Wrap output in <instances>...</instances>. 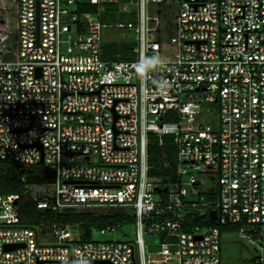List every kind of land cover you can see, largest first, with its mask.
<instances>
[{"label": "built area", "instance_id": "built-area-1", "mask_svg": "<svg viewBox=\"0 0 264 264\" xmlns=\"http://www.w3.org/2000/svg\"><path fill=\"white\" fill-rule=\"evenodd\" d=\"M175 1L17 0L16 54L0 58V163L53 170L31 187L39 208L130 209L136 237L83 241L67 226L41 242L19 195L0 194V264H222L226 224L264 262L250 230L264 224V0H177V50L164 59L149 5ZM109 4L135 18L103 20ZM114 28L134 31L133 59L105 56ZM203 101L217 126L200 120ZM150 133L174 137L172 181L150 173Z\"/></svg>", "mask_w": 264, "mask_h": 264}, {"label": "trees", "instance_id": "trees-1", "mask_svg": "<svg viewBox=\"0 0 264 264\" xmlns=\"http://www.w3.org/2000/svg\"><path fill=\"white\" fill-rule=\"evenodd\" d=\"M106 5L103 20L112 19L118 13V6ZM14 7L17 10V0H14ZM89 9L96 11L97 5L89 6ZM111 12V13H110ZM123 15V14H122ZM16 20V17H15ZM15 39L12 49H3L0 45V53L6 51L0 58L11 59L16 54L18 46V26L16 21ZM1 43V41H0ZM134 43L119 41L113 38L105 40L104 54L115 59L130 60L134 58L132 46ZM6 47V46H5ZM149 155L152 164L151 174L161 176L167 181H172L176 175L177 165V146L172 135L160 137L158 134L149 135ZM55 180L53 170L44 165L23 166L11 161L0 163V194H18L17 210L20 215L21 223L25 226L35 227L39 233V240L45 243L58 241V233L64 227L72 226L79 232L81 240H94V232L103 228L116 227L120 229L124 225H133L135 218L126 211L118 208H69L62 211L42 209L37 206L31 191V187L36 184L45 185ZM39 198H42L40 195ZM213 225L217 222L208 220ZM257 225L251 228V232L257 237L261 236V227ZM238 225L226 224L220 226L221 236L225 232H237ZM252 264H264L260 261L259 253L251 259Z\"/></svg>", "mask_w": 264, "mask_h": 264}, {"label": "rangeland", "instance_id": "rangeland-1", "mask_svg": "<svg viewBox=\"0 0 264 264\" xmlns=\"http://www.w3.org/2000/svg\"><path fill=\"white\" fill-rule=\"evenodd\" d=\"M214 1V0H205ZM131 7L124 10L122 13L115 14L112 18L113 22L119 20L126 21L127 19H134V15L130 14ZM149 12L152 15L159 14L161 17V26L159 35H155L162 45V57L164 59L174 58L177 50L175 43L171 41V36L175 32L177 15H178V1L167 5H159L151 3L149 5ZM123 14V15H122ZM16 9L14 7V0H0V45H4L3 49L11 50L13 41L15 39L16 29ZM113 38L119 41H127L135 43V33L133 30H127L123 28H114L112 32L106 34L105 39ZM6 46V47H5ZM6 51L0 53V57L5 54ZM203 108H211V112L205 111L201 116L200 120L203 123L212 124L217 126L218 123V112L214 110L216 107L215 103L203 101ZM214 182L210 181L208 185H212ZM83 208V207H79ZM92 209V208H86ZM126 212H131L130 209H124ZM70 238L77 236V230L75 228H69L67 230ZM136 237V229L134 225H124L120 229L115 231L107 232L106 234H100L94 232V239L96 240H134ZM157 236H151V240H155ZM260 239L264 240V224L261 227ZM149 249H151L149 247ZM258 255V251L252 243L246 238H242L238 232H225L222 234V245H221V258L222 264H252L251 259ZM154 258L157 256L154 255ZM160 264V263H156Z\"/></svg>", "mask_w": 264, "mask_h": 264}, {"label": "water", "instance_id": "water-1", "mask_svg": "<svg viewBox=\"0 0 264 264\" xmlns=\"http://www.w3.org/2000/svg\"><path fill=\"white\" fill-rule=\"evenodd\" d=\"M41 149H42V146L40 145ZM43 158L41 159L40 163H43ZM15 204L17 205L18 204V200H15ZM212 215H213V218L215 219L216 218V211H213L212 212ZM19 246H23V244H6L5 245V249L6 250H12L14 248H17ZM93 264H112L111 262L109 261H95L93 262Z\"/></svg>", "mask_w": 264, "mask_h": 264}, {"label": "clouds", "instance_id": "clouds-1", "mask_svg": "<svg viewBox=\"0 0 264 264\" xmlns=\"http://www.w3.org/2000/svg\"><path fill=\"white\" fill-rule=\"evenodd\" d=\"M147 59L150 60V61H155L157 58L156 57H149Z\"/></svg>", "mask_w": 264, "mask_h": 264}]
</instances>
